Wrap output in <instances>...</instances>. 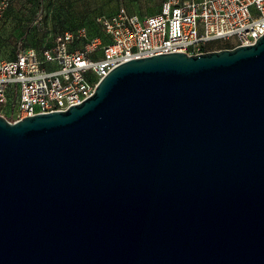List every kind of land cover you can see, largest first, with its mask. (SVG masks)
Returning <instances> with one entry per match:
<instances>
[{
    "label": "water",
    "instance_id": "obj_1",
    "mask_svg": "<svg viewBox=\"0 0 264 264\" xmlns=\"http://www.w3.org/2000/svg\"><path fill=\"white\" fill-rule=\"evenodd\" d=\"M0 264H264V35L0 116Z\"/></svg>",
    "mask_w": 264,
    "mask_h": 264
},
{
    "label": "built area",
    "instance_id": "obj_2",
    "mask_svg": "<svg viewBox=\"0 0 264 264\" xmlns=\"http://www.w3.org/2000/svg\"><path fill=\"white\" fill-rule=\"evenodd\" d=\"M7 6L2 2L0 15ZM263 35L264 0H164L161 11L148 17L120 6L50 45L20 46L14 58L0 59V116L5 118L9 104L15 107L14 122L65 112L92 97L104 78L131 60L201 55L219 42L232 49L252 46Z\"/></svg>",
    "mask_w": 264,
    "mask_h": 264
},
{
    "label": "rangeland",
    "instance_id": "obj_3",
    "mask_svg": "<svg viewBox=\"0 0 264 264\" xmlns=\"http://www.w3.org/2000/svg\"><path fill=\"white\" fill-rule=\"evenodd\" d=\"M164 0H0L7 8L0 15V59H12L18 47L39 49L50 45L64 32L77 30L99 16H108L125 6L142 17L158 14ZM1 12V11H0ZM95 33L102 35L94 26ZM97 30V31H96ZM216 43L212 52L232 49ZM5 118L14 122L15 107L3 108Z\"/></svg>",
    "mask_w": 264,
    "mask_h": 264
},
{
    "label": "trees",
    "instance_id": "obj_4",
    "mask_svg": "<svg viewBox=\"0 0 264 264\" xmlns=\"http://www.w3.org/2000/svg\"><path fill=\"white\" fill-rule=\"evenodd\" d=\"M90 27H92V26H90ZM73 31V30H72Z\"/></svg>",
    "mask_w": 264,
    "mask_h": 264
}]
</instances>
